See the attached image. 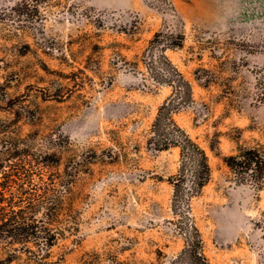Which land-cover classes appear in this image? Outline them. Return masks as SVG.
I'll return each mask as SVG.
<instances>
[{
  "label": "rangeland",
  "instance_id": "374dc122",
  "mask_svg": "<svg viewBox=\"0 0 264 264\" xmlns=\"http://www.w3.org/2000/svg\"><path fill=\"white\" fill-rule=\"evenodd\" d=\"M158 32L185 36L166 55L193 85L194 103L174 118L209 157L199 193L191 172L182 176L179 148L148 143L172 94L146 67ZM16 140L60 158L35 167L43 180L34 183L62 194L64 212L48 252L42 240L2 239L0 264H171L186 247L174 183L213 264H264V179H243L224 161L242 148L264 153V0H0L7 194V175L22 168Z\"/></svg>",
  "mask_w": 264,
  "mask_h": 264
},
{
  "label": "trees",
  "instance_id": "16d2710c",
  "mask_svg": "<svg viewBox=\"0 0 264 264\" xmlns=\"http://www.w3.org/2000/svg\"><path fill=\"white\" fill-rule=\"evenodd\" d=\"M184 43L183 33L176 36L172 34L168 38L163 32H158L150 41L149 51L144 54V57L150 61L146 67L153 81L172 88V94L159 107L148 143L156 151L179 148L182 176L188 177L191 172L192 192L199 193L211 179L209 157L205 149L174 118L180 110L194 103L193 85L166 55L167 50L181 49ZM19 144L20 140L12 143L15 149L13 156L22 158V168H18L13 175H7L10 185L4 190H8V194L0 189V240L5 239L12 243L42 240L48 252L58 240L56 226L60 223L64 200L63 195L56 194L51 187L39 193L34 181L36 178L43 179L37 177L39 175L35 167L55 168L60 166L61 160L56 154L52 155L53 159L47 153L34 151L32 147L20 150ZM224 161L241 178L262 183L264 153L260 150L242 148L238 154L224 157ZM59 181L65 188L72 184V181L65 176ZM174 184L173 206L175 214L182 220L180 231L184 236L186 247L171 264H213L205 254L202 233L190 212H182L185 195L180 183Z\"/></svg>",
  "mask_w": 264,
  "mask_h": 264
}]
</instances>
